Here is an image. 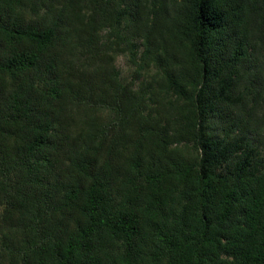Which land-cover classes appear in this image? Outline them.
<instances>
[{"label": "trees", "instance_id": "1", "mask_svg": "<svg viewBox=\"0 0 264 264\" xmlns=\"http://www.w3.org/2000/svg\"><path fill=\"white\" fill-rule=\"evenodd\" d=\"M0 264H264V0H0Z\"/></svg>", "mask_w": 264, "mask_h": 264}, {"label": "rangeland", "instance_id": "2", "mask_svg": "<svg viewBox=\"0 0 264 264\" xmlns=\"http://www.w3.org/2000/svg\"><path fill=\"white\" fill-rule=\"evenodd\" d=\"M137 54H140L141 47L138 45ZM114 64L120 73V78L123 82H129L138 74V78L135 80V88H137L139 82L142 79H148L154 72V69L137 70L136 65L131 61L127 52L119 53L115 55ZM138 71V73L136 72Z\"/></svg>", "mask_w": 264, "mask_h": 264}]
</instances>
